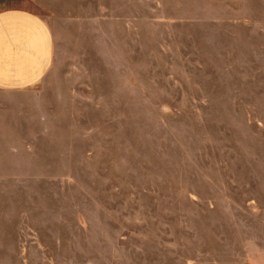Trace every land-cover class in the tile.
I'll return each mask as SVG.
<instances>
[{"label":"rangeland","instance_id":"374dc122","mask_svg":"<svg viewBox=\"0 0 264 264\" xmlns=\"http://www.w3.org/2000/svg\"><path fill=\"white\" fill-rule=\"evenodd\" d=\"M120 11L67 35L40 103L12 107L43 115L44 136L12 138L15 163L0 169L3 255L264 264V0Z\"/></svg>","mask_w":264,"mask_h":264},{"label":"crops","instance_id":"0c3cea01","mask_svg":"<svg viewBox=\"0 0 264 264\" xmlns=\"http://www.w3.org/2000/svg\"><path fill=\"white\" fill-rule=\"evenodd\" d=\"M138 1L0 0V169L15 163L18 144L12 138L44 136L43 115H18L12 107L20 104L18 98L23 95L32 105L40 103L34 99L59 62V43L67 40V35L79 40L83 31L96 34L99 26L120 21V10L138 8ZM23 121H35L41 130L23 127ZM22 145L28 147V142ZM6 219L0 200V264H24L25 260L3 255V249L8 248L2 232Z\"/></svg>","mask_w":264,"mask_h":264}]
</instances>
